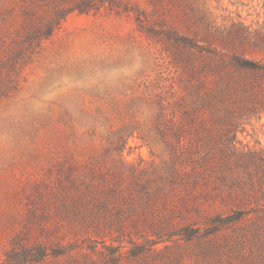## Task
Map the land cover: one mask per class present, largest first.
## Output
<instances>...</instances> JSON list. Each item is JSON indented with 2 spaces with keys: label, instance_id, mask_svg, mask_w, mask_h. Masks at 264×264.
Wrapping results in <instances>:
<instances>
[{
  "label": "trees",
  "instance_id": "trees-1",
  "mask_svg": "<svg viewBox=\"0 0 264 264\" xmlns=\"http://www.w3.org/2000/svg\"><path fill=\"white\" fill-rule=\"evenodd\" d=\"M101 1L119 17L134 15L140 31L169 52L176 75L154 85L148 121L122 125L101 151L64 162L53 189L48 175L39 179L45 214L66 220L92 248L119 249V257L125 247L186 241L200 243L213 264H264V149L244 148L237 138L250 117L264 115V32L220 21L210 0ZM64 4L54 0V20L46 15V27L37 23L34 33L30 26L2 66H22V54L61 25ZM86 6L70 8L84 13ZM134 135L151 150L147 165L122 158Z\"/></svg>",
  "mask_w": 264,
  "mask_h": 264
},
{
  "label": "rangeland",
  "instance_id": "rangeland-1",
  "mask_svg": "<svg viewBox=\"0 0 264 264\" xmlns=\"http://www.w3.org/2000/svg\"><path fill=\"white\" fill-rule=\"evenodd\" d=\"M76 1L89 2L86 12L70 8ZM53 3L0 0V264H213L200 243L186 241L125 247L119 257V249L92 248L66 220L45 214L39 179L48 175L53 189L64 162L101 151L104 137L122 125L148 121L154 85L176 75L164 45L142 33L134 15L119 17L101 0H68L53 35L36 49L33 44L19 60L25 65L9 72L1 63L30 26L34 33L37 23L45 28L54 20ZM210 6L220 21L264 32V0H210ZM32 7L28 20L25 12ZM185 53L203 52L187 47ZM237 138L244 148L264 149V115L250 117ZM128 144L126 162L153 161L136 135Z\"/></svg>",
  "mask_w": 264,
  "mask_h": 264
}]
</instances>
